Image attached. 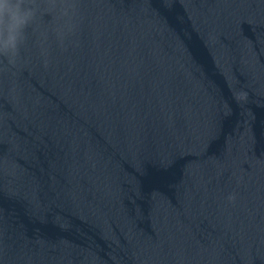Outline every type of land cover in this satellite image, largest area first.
<instances>
[{
    "label": "water",
    "instance_id": "water-1",
    "mask_svg": "<svg viewBox=\"0 0 264 264\" xmlns=\"http://www.w3.org/2000/svg\"><path fill=\"white\" fill-rule=\"evenodd\" d=\"M23 4L0 264H264V0Z\"/></svg>",
    "mask_w": 264,
    "mask_h": 264
},
{
    "label": "clouds",
    "instance_id": "clouds-1",
    "mask_svg": "<svg viewBox=\"0 0 264 264\" xmlns=\"http://www.w3.org/2000/svg\"><path fill=\"white\" fill-rule=\"evenodd\" d=\"M35 14L33 7L25 6L23 0H0V33L19 35L22 28L32 19ZM14 45L5 44V52L12 54Z\"/></svg>",
    "mask_w": 264,
    "mask_h": 264
}]
</instances>
